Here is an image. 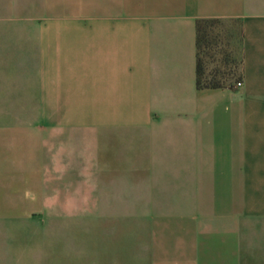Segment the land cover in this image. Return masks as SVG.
Instances as JSON below:
<instances>
[{"label": "crops", "instance_id": "obj_1", "mask_svg": "<svg viewBox=\"0 0 264 264\" xmlns=\"http://www.w3.org/2000/svg\"><path fill=\"white\" fill-rule=\"evenodd\" d=\"M0 264H264V0H0Z\"/></svg>", "mask_w": 264, "mask_h": 264}, {"label": "trees", "instance_id": "obj_2", "mask_svg": "<svg viewBox=\"0 0 264 264\" xmlns=\"http://www.w3.org/2000/svg\"><path fill=\"white\" fill-rule=\"evenodd\" d=\"M213 22H205V23H202V22H197L196 23V30H197V46L199 47V49L208 44V39H209V36H208V32L206 30V25L207 24H211ZM202 76H203V66H202V63L199 59L198 63H197V87H201V79H202ZM208 86L212 87V88H216L218 87V83H215V82H210L209 84H207Z\"/></svg>", "mask_w": 264, "mask_h": 264}, {"label": "rangeland", "instance_id": "obj_3", "mask_svg": "<svg viewBox=\"0 0 264 264\" xmlns=\"http://www.w3.org/2000/svg\"><path fill=\"white\" fill-rule=\"evenodd\" d=\"M212 25H213V28H211ZM217 26H219V24H217V25L215 24L214 25V24L211 23L210 30H209L210 37L211 36L212 37H216V35H215L216 32H214L213 29H215V27H217ZM201 55H202V53H201ZM205 55H207V54H205ZM202 57L204 58V56H202ZM209 63H210L209 59H207V60L205 59L204 66H203V76L204 77L210 76L212 74V72L214 71V69L211 67V65ZM225 73H230V72L228 70H226Z\"/></svg>", "mask_w": 264, "mask_h": 264}, {"label": "built area", "instance_id": "obj_4", "mask_svg": "<svg viewBox=\"0 0 264 264\" xmlns=\"http://www.w3.org/2000/svg\"><path fill=\"white\" fill-rule=\"evenodd\" d=\"M241 81H237V82H235V87H239V86H241Z\"/></svg>", "mask_w": 264, "mask_h": 264}]
</instances>
